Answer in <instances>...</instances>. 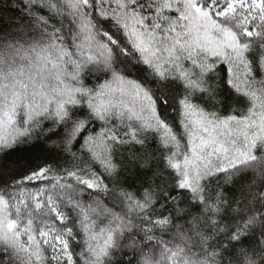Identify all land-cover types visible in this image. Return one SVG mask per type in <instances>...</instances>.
<instances>
[{"label":"snow or ice","instance_id":"obj_1","mask_svg":"<svg viewBox=\"0 0 264 264\" xmlns=\"http://www.w3.org/2000/svg\"><path fill=\"white\" fill-rule=\"evenodd\" d=\"M5 17L0 264H264V0ZM21 148L41 155L6 159Z\"/></svg>","mask_w":264,"mask_h":264},{"label":"trees","instance_id":"obj_2","mask_svg":"<svg viewBox=\"0 0 264 264\" xmlns=\"http://www.w3.org/2000/svg\"><path fill=\"white\" fill-rule=\"evenodd\" d=\"M9 15H15V13H9ZM7 17H5L4 20L0 21V28H4L7 26ZM37 155H41V153H37L34 150L33 151H27L24 150L23 148H21L20 150L14 151V152H10L7 156V160L12 161L16 164L19 163H25L29 160H34L36 158ZM0 164H3L2 161H0ZM22 170V169H20ZM2 180H0V186H2ZM128 183H132L131 179L128 181ZM139 183L137 182L134 185V189H138L139 188ZM35 190V189H32ZM255 191V190H254ZM236 195L238 198H240L242 200V203L240 205L241 208L245 207V205L248 204V200L252 198V195L249 193L248 189L245 188L243 189V195H241L240 191L236 192ZM245 197H247V199H245ZM252 210H264V208H261V205L257 202L255 205L250 206ZM178 223H185V221L183 219H178L177 220ZM164 239H170V236L165 235ZM148 249H145V251H147Z\"/></svg>","mask_w":264,"mask_h":264}]
</instances>
